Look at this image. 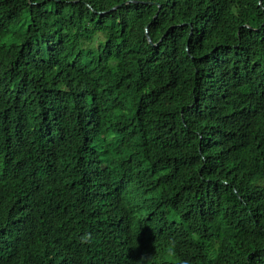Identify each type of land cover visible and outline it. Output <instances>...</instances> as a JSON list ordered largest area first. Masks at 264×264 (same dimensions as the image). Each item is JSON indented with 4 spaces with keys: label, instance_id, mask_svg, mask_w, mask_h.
<instances>
[{
    "label": "trees",
    "instance_id": "trees-1",
    "mask_svg": "<svg viewBox=\"0 0 264 264\" xmlns=\"http://www.w3.org/2000/svg\"><path fill=\"white\" fill-rule=\"evenodd\" d=\"M142 1L0 0V264H264V0ZM58 163L84 192L28 207Z\"/></svg>",
    "mask_w": 264,
    "mask_h": 264
},
{
    "label": "clouds",
    "instance_id": "clouds-1",
    "mask_svg": "<svg viewBox=\"0 0 264 264\" xmlns=\"http://www.w3.org/2000/svg\"><path fill=\"white\" fill-rule=\"evenodd\" d=\"M61 171L53 172V166L35 168L25 190L21 193L22 201L29 207L30 201L35 205L39 194L55 197L57 207H65L77 199L85 190V181L70 171L68 173L62 163H58ZM146 202V203H144ZM136 223L143 229L148 241L153 242L152 246H166V255L175 258L177 255V225L174 222L169 209L150 202L148 198L140 195L139 202L135 205ZM93 240L91 233H85L80 237L81 243H90ZM145 253L142 256H148ZM143 258V257H142ZM189 264L183 257L171 259L165 264ZM131 264V263H130ZM132 264H142L134 260Z\"/></svg>",
    "mask_w": 264,
    "mask_h": 264
},
{
    "label": "water",
    "instance_id": "water-1",
    "mask_svg": "<svg viewBox=\"0 0 264 264\" xmlns=\"http://www.w3.org/2000/svg\"><path fill=\"white\" fill-rule=\"evenodd\" d=\"M131 1L136 2V3H138V2H141V3H152L151 1H142V0H127V3H128V2H131ZM121 5H123V3H122V4H119V5L115 6V7H113V9H117V8L120 7ZM156 17H157V15H155L154 19H155ZM149 25H150V24H149ZM146 33H147V38H148L149 43H150L151 45H153V46H157L158 43L162 40V38H161V39L159 40V42L155 43V42L152 40L151 36L149 35L148 27H147Z\"/></svg>",
    "mask_w": 264,
    "mask_h": 264
}]
</instances>
